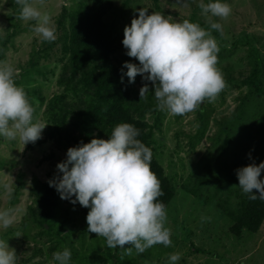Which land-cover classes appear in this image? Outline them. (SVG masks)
<instances>
[{
    "label": "rangeland",
    "instance_id": "1",
    "mask_svg": "<svg viewBox=\"0 0 264 264\" xmlns=\"http://www.w3.org/2000/svg\"><path fill=\"white\" fill-rule=\"evenodd\" d=\"M82 1L29 2L42 13L51 16L58 37L62 34L58 18L63 8L72 10ZM193 1L192 4L189 0H158L157 7L155 0H114L118 7L124 9V13L117 20L118 27L124 34L125 27L131 24L134 17H138L142 8L148 9V14L158 12L165 16L170 15L174 21H183V16L190 17L193 7L200 2ZM7 2L8 0H0L1 38L6 36L9 12L15 14ZM224 2L232 9L228 18L205 15L202 10L198 11L197 17L210 25L219 23L222 26L217 30L219 35L211 33L220 48L217 66L223 77L229 70L236 78H241L252 68L253 48L259 51L260 58L264 61V0ZM19 22L23 29L6 47L2 46L0 40V55L3 56L0 64L11 65L15 69V82L26 87L27 81L20 82L21 71L28 62L31 51L41 47L42 37L33 30L35 21L20 19ZM58 50L59 47L53 50V58L40 59V66L45 72L35 74L32 85H29L30 88H37L46 102L59 91L55 72ZM126 53L127 49H122L117 52V57L128 56ZM128 58L130 62L139 64L136 58ZM145 84L149 87L145 96H154V83L144 80L141 74L137 75L133 83L132 96L141 98L140 89ZM247 91L248 87L242 85L240 80L226 81L225 89L213 101L206 100L192 112L174 115L167 110H160L157 107L158 101L156 106L147 111L146 120L154 126L155 146L160 151L159 157L169 176L173 177L177 189L176 198L166 208V227L171 230L172 245L165 247L163 244H156L143 253L137 252L134 246L125 245V248L119 250L125 253L128 261L121 264H168V258L173 253L181 254L178 264H264V223L258 232L245 230L238 237L230 232L233 222L227 213V210L237 208L241 200L239 196L243 195L238 186L237 169L264 162V96H253L248 101L247 114L254 118L242 121L234 117L236 107ZM27 96L35 109L34 119L44 123L42 112L46 102L43 103L32 93H27ZM200 109L207 114L206 123L199 117ZM223 118H230V125L237 129L229 149L219 156L218 146L225 137L224 132H218ZM44 138L43 131L38 140ZM52 152L57 157L66 156L64 151H60L50 142H29L24 146L18 139L0 137V211L12 210L14 215L11 226L0 227V240L8 241L16 253L18 252L16 264H20L19 260L22 258L27 259L25 264H56L53 254L65 248L71 250V264H113L112 257L116 248H111L112 256L107 257L105 251L109 248L98 234L88 232L87 229L85 246L81 247L82 241L78 236L80 227L88 225L87 221L80 219L82 211L76 215V221L72 222L74 225L69 224L63 231V235L72 232L71 238L65 242H60L57 237H53L51 241L47 235L37 236L36 241L33 239L40 227L28 214V206L33 202L30 186L35 177L46 180L49 178V171H58L57 164L61 161L47 158ZM218 158L219 161H216ZM212 162V171L204 175L209 169L207 166ZM16 189L17 195L12 197ZM64 205L69 208L71 206L68 202H64ZM36 243L37 247L42 248V253L34 256L33 247ZM95 246L98 248L95 249Z\"/></svg>",
    "mask_w": 264,
    "mask_h": 264
},
{
    "label": "clouds",
    "instance_id": "2",
    "mask_svg": "<svg viewBox=\"0 0 264 264\" xmlns=\"http://www.w3.org/2000/svg\"><path fill=\"white\" fill-rule=\"evenodd\" d=\"M21 6L20 19L35 21L33 30L45 41H55L51 16L33 7L29 0H16ZM203 14L228 18L231 6L224 0H200ZM210 29L187 19L174 21L158 12L140 9L138 17L125 27L122 41L127 55L139 64L125 61L123 68L129 83L138 74L155 85L154 96L160 110L184 115L213 101L226 87L218 68L220 48ZM124 75L121 77L123 82ZM149 91L145 84L141 98ZM35 109L25 89L15 82V69L0 64V137L19 140L24 146L42 137L48 124L34 119ZM140 130L131 123L117 124L110 138L94 137L70 147L66 159L57 164L58 173L49 184L61 199L79 202L90 211L88 232L106 239L110 248L134 246L137 252L163 244L172 245L171 230L166 227V206L161 182L151 169L152 151L138 139ZM264 162L237 169L239 187L250 200H264V180L260 179ZM6 188L8 186H5ZM257 190V191H254ZM258 192V194H257ZM14 223L12 210L0 211V227ZM19 236V235H18ZM71 250L53 254L56 264H71ZM180 253H173L168 264H178ZM17 253L8 241L0 240V264H16Z\"/></svg>",
    "mask_w": 264,
    "mask_h": 264
},
{
    "label": "trees",
    "instance_id": "3",
    "mask_svg": "<svg viewBox=\"0 0 264 264\" xmlns=\"http://www.w3.org/2000/svg\"><path fill=\"white\" fill-rule=\"evenodd\" d=\"M155 2L157 6L158 0ZM189 2L194 3L193 0H189ZM7 4L15 11V14L12 11L9 12L6 36L0 37L4 47L23 29L19 22L20 19H17L20 17L21 6L16 3V0H8ZM198 5L199 3L193 7L190 17L183 16V19L198 23L206 30L210 29V24L197 17L198 11L201 10ZM122 13H124V9L118 7L114 0H83L72 10L64 7L58 18L62 34L55 41L49 42L42 39L41 47L31 51V56L21 71L20 82L27 81L28 86L23 87L25 91L34 94L45 103L46 99L41 96L40 91L37 88H30L29 85H32L31 82L34 81L35 74H44L45 72L44 68L40 66V59L53 58V50L59 47L55 59L56 84L59 91L53 94L45 104V109L42 112L44 123L48 124L43 130L45 138L36 142H50L66 154L70 147L77 146L81 141L87 143L94 137L110 138V134L117 124H133L140 130L138 139L152 151L151 169L160 180L164 192L159 200L167 208L176 198L177 189L173 183V177L169 176L159 157L160 151L155 146L154 126L146 120L147 111L156 106L157 100L153 95H146L143 98L132 96L133 83H129L128 77L124 75L127 69L123 68L124 62L130 61V58L124 55L122 58L117 57V52L125 49L122 43L124 34L121 33L117 23ZM175 15L180 14L175 13ZM211 33L219 35L215 29H212ZM253 51L252 68L247 75L236 78L231 71L227 70V75L224 77L228 82L240 80L242 85L248 87L247 93L242 97V101L234 112V117L240 118L242 121L254 118L248 116L246 110L250 98L264 96V61L260 58L258 50L253 48ZM2 59L3 56L0 55V60ZM122 75H124L123 82L121 81ZM249 114L251 113L249 112ZM199 117L203 118L206 123L207 114L203 113V109H200ZM230 124H232L230 118H223L218 132H224L225 137L218 146L219 156L226 153L233 142V135L237 128ZM47 158L64 161L66 156L57 157V154L52 152ZM207 167L209 169L204 175H208L212 171L214 163H210ZM48 175L49 178L46 180L35 177L30 186L33 202L28 206V214L30 219L40 227V231L33 239L36 241L37 236L47 235L51 241L53 237H57L60 242H65L72 235L71 231L68 234H62L66 226L74 225L72 222L76 221V215L80 211H82L80 219L87 221L86 217L90 209L81 206L79 202L73 204L70 200L61 199L56 188L50 186L49 180L55 179L62 173L49 171ZM260 179L264 180V171H262ZM17 191L18 189L14 190L12 197H16ZM239 197L241 200L237 208L227 210L233 222L230 232L238 237L245 230L258 232L264 223V200H250L249 194L244 193ZM64 202L71 204L70 208L64 205ZM87 229L88 225L80 227L78 236L82 241L81 247L85 246L84 237ZM100 239L106 243L105 238L100 237ZM37 245L38 243L33 247L34 256L42 253V248ZM97 248L95 246V249ZM108 248L105 255L111 257L112 250L110 247ZM18 255L17 252V257ZM125 256V253L117 247L116 253H113L112 263H127L128 260ZM28 258L31 261V258ZM26 262V258L19 260L20 264ZM32 264H36V262Z\"/></svg>",
    "mask_w": 264,
    "mask_h": 264
}]
</instances>
